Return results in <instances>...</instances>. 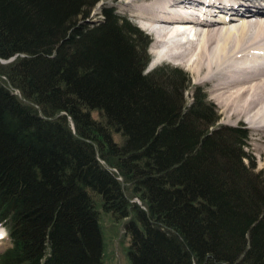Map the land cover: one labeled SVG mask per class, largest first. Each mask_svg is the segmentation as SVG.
Returning <instances> with one entry per match:
<instances>
[{"label": "trees", "instance_id": "1", "mask_svg": "<svg viewBox=\"0 0 264 264\" xmlns=\"http://www.w3.org/2000/svg\"><path fill=\"white\" fill-rule=\"evenodd\" d=\"M100 1L0 0V264H102L100 209L132 264H264L248 130Z\"/></svg>", "mask_w": 264, "mask_h": 264}, {"label": "bare ground", "instance_id": "2", "mask_svg": "<svg viewBox=\"0 0 264 264\" xmlns=\"http://www.w3.org/2000/svg\"><path fill=\"white\" fill-rule=\"evenodd\" d=\"M124 7L155 33L158 56L207 71L210 79L200 81L225 111L264 119V0H126Z\"/></svg>", "mask_w": 264, "mask_h": 264}, {"label": "rangeland", "instance_id": "3", "mask_svg": "<svg viewBox=\"0 0 264 264\" xmlns=\"http://www.w3.org/2000/svg\"><path fill=\"white\" fill-rule=\"evenodd\" d=\"M125 1L126 0H102L98 2L91 11L90 19L97 20L101 18L100 8L102 4L103 3L109 4L115 6L116 10L119 13L126 15L139 28L147 32V34L151 38V42L147 49L151 57L150 58L151 62L149 61L147 65L148 66L147 70L154 68L155 66L164 65V64L177 66L180 67L182 70H184L190 80V85L187 87L184 94L186 101L191 100V95L195 86H199L207 94V100L213 104L214 109L216 111V115L218 116V123L232 125V126H241L246 128L249 133L248 145L245 147V152L248 154V156H246V161L247 163L252 161L255 164L254 165L255 171L260 170L261 172L264 173V139H263L264 131H262L263 130L262 127L264 126V119H260L258 117L251 119L250 118L251 116H248L249 114L245 116H243V114H240V116L237 117L232 115L231 110L225 111L224 107L221 105V103L218 102L215 95L211 91L209 83L200 81L202 78L210 79L211 76L207 74L206 70L197 74L193 71H190L180 61L179 64L178 62L172 61L170 58H165V56L162 54L160 56H156V55L153 56L154 55L153 46L156 45L155 34L148 31V28L145 29L143 26H140L138 18L131 11L125 9L124 7ZM247 119L248 121H250V123L246 121ZM256 128H258V130H255ZM134 200L139 202V199L137 198H134ZM99 223L103 237L102 264H132L127 254L128 245L130 243L129 242L130 235L125 228V219H121L119 221L115 220L110 215V213L104 212L102 209H100ZM0 230L3 231L2 235L4 236L3 239H1L2 241L0 240L2 242V244L0 245V250H1L5 246L9 245L10 241L6 230L2 226H0Z\"/></svg>", "mask_w": 264, "mask_h": 264}, {"label": "snow or ice", "instance_id": "4", "mask_svg": "<svg viewBox=\"0 0 264 264\" xmlns=\"http://www.w3.org/2000/svg\"><path fill=\"white\" fill-rule=\"evenodd\" d=\"M0 235H2V233H0Z\"/></svg>", "mask_w": 264, "mask_h": 264}]
</instances>
